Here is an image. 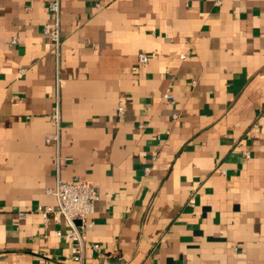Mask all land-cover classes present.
I'll return each instance as SVG.
<instances>
[{"label":"crops","instance_id":"crops-1","mask_svg":"<svg viewBox=\"0 0 264 264\" xmlns=\"http://www.w3.org/2000/svg\"><path fill=\"white\" fill-rule=\"evenodd\" d=\"M47 3L0 0V264H264V0H60L57 50ZM75 177L82 263L35 211Z\"/></svg>","mask_w":264,"mask_h":264},{"label":"built area","instance_id":"built-area-1","mask_svg":"<svg viewBox=\"0 0 264 264\" xmlns=\"http://www.w3.org/2000/svg\"><path fill=\"white\" fill-rule=\"evenodd\" d=\"M47 7L53 16V20L44 24L43 33L48 36L57 50L61 42L60 0H48ZM138 60L146 62L147 56L143 53L138 54ZM56 81L57 85H60L62 80L57 77ZM164 97L172 100L170 92H166ZM123 111L124 109L119 107L118 114L122 115ZM49 122L53 130L46 138L48 141L58 144L61 132L58 93L55 105L49 114ZM47 192L55 197L56 205H39L35 211L42 215L45 222H59L60 220L66 222L67 230L65 233L58 232L57 234L70 239V258L82 263L84 256L83 232L90 225L88 216L93 212L95 203L99 199L98 190L85 179L75 177L70 180L57 179L55 185L47 189ZM24 216L25 212L18 213V218L22 219Z\"/></svg>","mask_w":264,"mask_h":264}]
</instances>
